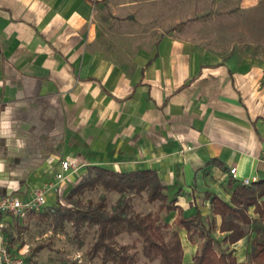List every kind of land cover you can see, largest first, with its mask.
I'll list each match as a JSON object with an SVG mask.
<instances>
[{"label": "crops", "instance_id": "crops-1", "mask_svg": "<svg viewBox=\"0 0 264 264\" xmlns=\"http://www.w3.org/2000/svg\"><path fill=\"white\" fill-rule=\"evenodd\" d=\"M263 1L0 0V196L29 199L65 160L78 168L59 192L94 167L154 170L184 217L201 213L215 238L242 248L246 232L229 243L212 198L230 203L244 179L264 181V58L226 57L176 24L204 15L207 2L249 11ZM109 14L126 26L114 39L103 35ZM248 215L243 227L264 220L255 206ZM4 222L10 239L13 217ZM178 233L191 264L193 243Z\"/></svg>", "mask_w": 264, "mask_h": 264}, {"label": "rangeland", "instance_id": "rangeland-1", "mask_svg": "<svg viewBox=\"0 0 264 264\" xmlns=\"http://www.w3.org/2000/svg\"><path fill=\"white\" fill-rule=\"evenodd\" d=\"M111 17L109 14L105 20L108 24L103 35L114 39L125 33L126 26L120 21L112 20ZM152 22H148L143 30H148L147 27L151 26ZM154 23L161 24L158 20ZM176 26L180 27L179 31L188 40L200 46L213 48L226 57L238 53L240 56L264 58V1L249 11L223 5L216 6L207 2L204 15ZM185 26L193 27L190 30L192 32L184 35L187 31L183 29ZM126 52H129L130 56L131 51H120L122 55L128 56ZM95 174L96 170L90 168L77 179H70V184L58 193L59 200L44 212H24L13 217L10 231L13 247L27 252L35 264H116L103 248L94 251L98 225L88 219H82L81 215L100 206H102L100 210L113 213L125 202L129 205L126 210L128 216L151 214L158 218L156 225L159 227V233L167 243H172L174 232L180 230L174 221V213L160 210L159 201L149 203L145 193L119 194L105 189L102 185L85 188L82 191L76 190L80 184ZM76 219H80L78 223ZM244 229L247 240L245 239L240 249L230 250L231 246L222 235L216 239L221 249L233 251L235 254L236 251L241 252L245 256L244 263L252 264L250 253L254 241L264 239V220L257 219L253 226ZM212 234L217 235V231L213 230ZM192 243L194 254L200 250L202 241L195 237ZM111 244L124 255L126 264H162L160 256L150 258L145 255L144 242L137 233H120L113 238ZM38 246H43V249L34 253ZM216 248L220 251L219 247Z\"/></svg>", "mask_w": 264, "mask_h": 264}, {"label": "trees", "instance_id": "trees-1", "mask_svg": "<svg viewBox=\"0 0 264 264\" xmlns=\"http://www.w3.org/2000/svg\"><path fill=\"white\" fill-rule=\"evenodd\" d=\"M96 174L89 177L80 184L76 190L94 188L102 185L105 189L115 191L119 194L134 193L136 195L146 194L149 203L160 202V210L178 211L176 224L187 231L188 239L193 242L198 237L202 243L201 248L193 256L192 264H244L238 261L233 251L220 248L219 241L212 234L213 227H207L202 219L201 213L186 218L183 210L170 200L165 193L166 187L154 170H141L130 173L115 172L103 168H91ZM255 183V182H254ZM264 181L255 185H241L233 193L231 202H226L214 196L212 198L213 213L220 215L222 222L221 232H229L228 241L231 244L238 242L245 236L243 225L250 224L251 219L248 209L255 206L261 218H264ZM128 203L113 213H106L100 208L84 212L82 219H88L98 225V237L94 245V251L100 248L110 256L116 264H126V258L111 244L113 238L123 232L137 233L144 242V253L147 257L160 256L162 264H183L184 250L178 232H174V240L167 243L159 233L156 225L157 219L151 214L128 216L126 210ZM80 219H76L77 223ZM243 222V225L239 223ZM227 240V238H226ZM219 247L220 251L216 248ZM43 249L38 246L34 253ZM252 264H264V239L255 240L250 253Z\"/></svg>", "mask_w": 264, "mask_h": 264}, {"label": "built area", "instance_id": "built-area-1", "mask_svg": "<svg viewBox=\"0 0 264 264\" xmlns=\"http://www.w3.org/2000/svg\"><path fill=\"white\" fill-rule=\"evenodd\" d=\"M62 171L58 173L53 181H50L37 188L31 197L22 200L15 195L0 196V264H29L27 259L16 253L12 247L11 240L6 235L5 230L7 224L4 217H17L24 212H41L47 204V198L50 193L59 192V184L67 180L68 173L73 169L77 170V166L68 160L62 161ZM231 173L237 174V167L231 169ZM256 182L255 179H244V185H250Z\"/></svg>", "mask_w": 264, "mask_h": 264}]
</instances>
